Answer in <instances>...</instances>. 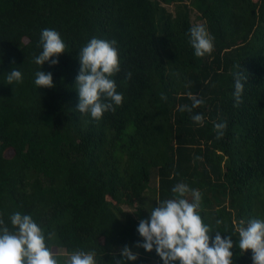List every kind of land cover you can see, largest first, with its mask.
Returning <instances> with one entry per match:
<instances>
[{
	"label": "trees",
	"instance_id": "16d2710c",
	"mask_svg": "<svg viewBox=\"0 0 264 264\" xmlns=\"http://www.w3.org/2000/svg\"><path fill=\"white\" fill-rule=\"evenodd\" d=\"M193 13L214 40L202 57L188 41ZM43 28L66 42L58 64L34 62ZM92 37L115 39L121 61L123 103L100 119L78 111L75 89ZM13 67L14 86L3 77ZM41 67L53 87L34 84ZM190 94L204 101L191 112ZM178 183L189 201L200 191L211 236L235 243L241 220L264 219V0H0V218L11 227L13 212L31 214L61 264L77 249L115 264L125 245L138 256L128 264H163L137 246V225ZM232 251L233 264H252L251 249Z\"/></svg>",
	"mask_w": 264,
	"mask_h": 264
},
{
	"label": "clouds",
	"instance_id": "9594fccd",
	"mask_svg": "<svg viewBox=\"0 0 264 264\" xmlns=\"http://www.w3.org/2000/svg\"><path fill=\"white\" fill-rule=\"evenodd\" d=\"M188 41L197 57L210 53L214 47L213 37L202 23L188 29ZM117 43L115 39L92 37L78 52L77 109L93 119L102 118L105 112L115 111L116 106L123 103V93L117 90L113 78L120 71L121 63ZM38 46L41 50L34 56V62L41 66L45 62L58 64L59 54L66 51V42L54 28L41 30ZM3 77L6 84L12 86L23 82L19 67H13ZM128 77H131V72ZM244 80L241 71L234 73L233 95L237 102L244 89ZM34 84L38 89L53 87V74L41 67L34 73ZM162 99L167 97L162 96ZM190 99V112L204 103L195 94H190ZM191 119L203 125L205 117L201 112H193ZM226 127V122L214 124L218 136L223 135ZM172 191L179 195L158 200L150 216L138 223L137 232L142 237L137 241L138 247L149 252L155 249L163 264H233L234 247L243 253L251 249L252 264H264V219L251 217L247 221L241 220L235 227L239 238L234 243L231 234L222 235L224 232L216 230L214 236L210 235V226L203 221L199 211L202 200L199 190H190L191 201L184 196L189 190L183 183L175 185ZM9 220L11 227L0 218V264H61L46 242L51 240L53 233L46 234L31 214L16 211ZM221 222L217 220L216 223ZM96 255L95 250H73L62 264H98ZM137 258V254L125 245L120 249V258L114 261L115 264H128Z\"/></svg>",
	"mask_w": 264,
	"mask_h": 264
},
{
	"label": "rangeland",
	"instance_id": "374dc122",
	"mask_svg": "<svg viewBox=\"0 0 264 264\" xmlns=\"http://www.w3.org/2000/svg\"><path fill=\"white\" fill-rule=\"evenodd\" d=\"M169 8L172 10L173 6H169ZM193 19L197 22V23H201V20L196 18V13H193ZM62 252H64V250H62ZM69 256V255H68ZM152 264H156V262H153Z\"/></svg>",
	"mask_w": 264,
	"mask_h": 264
}]
</instances>
